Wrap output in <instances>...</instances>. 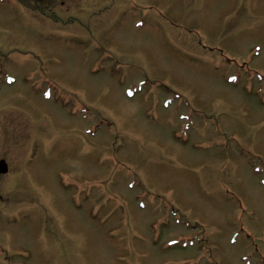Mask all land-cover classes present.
<instances>
[{
  "label": "rangeland",
  "instance_id": "rangeland-1",
  "mask_svg": "<svg viewBox=\"0 0 264 264\" xmlns=\"http://www.w3.org/2000/svg\"><path fill=\"white\" fill-rule=\"evenodd\" d=\"M12 4L0 1V264H264V0L23 2L35 18ZM99 116L113 126L85 133ZM74 179L89 204L68 198L86 187Z\"/></svg>",
  "mask_w": 264,
  "mask_h": 264
},
{
  "label": "flooded vegetation",
  "instance_id": "flooded-vegetation-1",
  "mask_svg": "<svg viewBox=\"0 0 264 264\" xmlns=\"http://www.w3.org/2000/svg\"><path fill=\"white\" fill-rule=\"evenodd\" d=\"M15 1H18V2H39V1H44V0H15ZM45 1H53V0H45Z\"/></svg>",
  "mask_w": 264,
  "mask_h": 264
},
{
  "label": "bare ground",
  "instance_id": "bare-ground-1",
  "mask_svg": "<svg viewBox=\"0 0 264 264\" xmlns=\"http://www.w3.org/2000/svg\"><path fill=\"white\" fill-rule=\"evenodd\" d=\"M143 90H144V89H142V91H143ZM135 95H136V94H135ZM135 95H134V96H135ZM101 129H102V127H101ZM97 133H98V132H97ZM97 133H96V135H97Z\"/></svg>",
  "mask_w": 264,
  "mask_h": 264
},
{
  "label": "water",
  "instance_id": "water-1",
  "mask_svg": "<svg viewBox=\"0 0 264 264\" xmlns=\"http://www.w3.org/2000/svg\"><path fill=\"white\" fill-rule=\"evenodd\" d=\"M6 166V165H5ZM6 170V167H5V169L3 170V171H5Z\"/></svg>",
  "mask_w": 264,
  "mask_h": 264
}]
</instances>
